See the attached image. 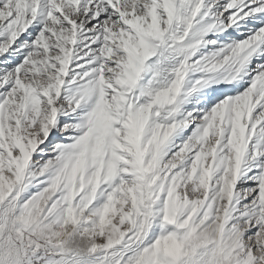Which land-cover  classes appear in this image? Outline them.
Here are the masks:
<instances>
[{"label": "snow or ice", "instance_id": "6c2138e0", "mask_svg": "<svg viewBox=\"0 0 264 264\" xmlns=\"http://www.w3.org/2000/svg\"><path fill=\"white\" fill-rule=\"evenodd\" d=\"M0 264H264V0H0Z\"/></svg>", "mask_w": 264, "mask_h": 264}]
</instances>
